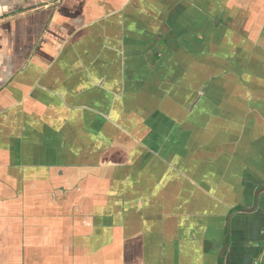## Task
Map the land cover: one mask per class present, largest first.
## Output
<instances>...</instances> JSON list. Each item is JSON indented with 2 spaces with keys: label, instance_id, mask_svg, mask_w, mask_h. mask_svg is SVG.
<instances>
[{
  "label": "crops",
  "instance_id": "0c3cea01",
  "mask_svg": "<svg viewBox=\"0 0 264 264\" xmlns=\"http://www.w3.org/2000/svg\"><path fill=\"white\" fill-rule=\"evenodd\" d=\"M263 180L264 0H0V264H214Z\"/></svg>",
  "mask_w": 264,
  "mask_h": 264
},
{
  "label": "flooded vegetation",
  "instance_id": "af4514ba",
  "mask_svg": "<svg viewBox=\"0 0 264 264\" xmlns=\"http://www.w3.org/2000/svg\"><path fill=\"white\" fill-rule=\"evenodd\" d=\"M262 186L264 180L253 190L250 203L242 201L228 207L221 221L220 244L214 249V264H264V189L260 191ZM246 228H250L248 236L244 233Z\"/></svg>",
  "mask_w": 264,
  "mask_h": 264
},
{
  "label": "water",
  "instance_id": "95a60500",
  "mask_svg": "<svg viewBox=\"0 0 264 264\" xmlns=\"http://www.w3.org/2000/svg\"><path fill=\"white\" fill-rule=\"evenodd\" d=\"M263 189H264V186H262V187L260 188V191H261V190H263ZM255 196H257V193H256V195H255Z\"/></svg>",
  "mask_w": 264,
  "mask_h": 264
}]
</instances>
